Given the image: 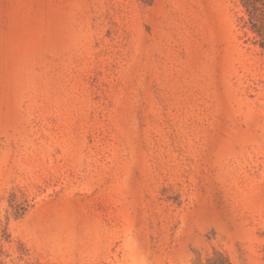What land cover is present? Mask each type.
<instances>
[{
  "label": "rangeland",
  "instance_id": "rangeland-1",
  "mask_svg": "<svg viewBox=\"0 0 264 264\" xmlns=\"http://www.w3.org/2000/svg\"><path fill=\"white\" fill-rule=\"evenodd\" d=\"M0 264H264V0H0Z\"/></svg>",
  "mask_w": 264,
  "mask_h": 264
}]
</instances>
